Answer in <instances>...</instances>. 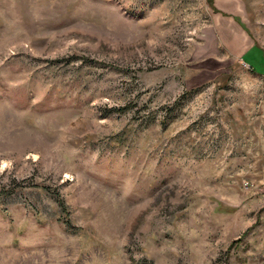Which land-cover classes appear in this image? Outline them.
Here are the masks:
<instances>
[{"label":"rangeland","instance_id":"374dc122","mask_svg":"<svg viewBox=\"0 0 264 264\" xmlns=\"http://www.w3.org/2000/svg\"><path fill=\"white\" fill-rule=\"evenodd\" d=\"M0 264H264V0H0Z\"/></svg>","mask_w":264,"mask_h":264}]
</instances>
